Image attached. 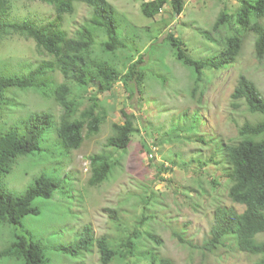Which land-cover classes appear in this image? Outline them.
Listing matches in <instances>:
<instances>
[{
	"label": "rangeland",
	"instance_id": "1",
	"mask_svg": "<svg viewBox=\"0 0 264 264\" xmlns=\"http://www.w3.org/2000/svg\"><path fill=\"white\" fill-rule=\"evenodd\" d=\"M147 1L150 0L109 1L116 9L118 33L125 45V49L118 50L120 67L125 63V53H132L129 61L140 56L138 67L144 79L138 82L129 78L130 90L118 81L110 94H97L99 113L105 119L98 133L85 137L78 149L63 155L55 133L57 125L53 124L39 139L40 151L17 158L3 179L8 190L16 195L24 193L42 174L57 180L67 174L69 179L62 181L50 198L33 200L38 214L23 217L20 225H0V249L11 243L14 233L49 244L73 243L88 223L95 237L119 236L107 211L110 208L116 210L117 221L123 228L120 236L134 225L141 234L152 233L153 240L142 242L172 264H253L257 260V256L241 252L230 241L207 252L180 244L173 233L181 232L184 238L201 245L208 237L216 206L243 209L230 200L228 182L220 179L227 163L219 152V144L235 141L237 129L244 121L264 118L247 111L242 102L234 108L230 98L240 74L252 79L264 95V57H255L254 35L247 33L236 60L219 70H204L201 83L191 94V69L176 59L174 49L164 41L166 34L179 35L195 58L216 55L232 30L222 26L209 39L202 32L210 30L219 11L233 10L237 0H182L180 14L173 13L171 4L166 3L152 18L141 11V3ZM8 4L9 18L29 17L38 23L56 20L69 36L88 21L91 13L87 4L77 1L70 13L61 14L60 20L53 6L42 1L8 0ZM235 22L234 19L231 23L234 29ZM237 32L243 36V30ZM104 39L103 32L96 33L95 43ZM48 60L49 55L37 49L30 38L11 35L0 39V75H22ZM124 70L125 67L120 72ZM51 74L55 83L63 81L59 72ZM91 92L89 89L88 94ZM5 97L7 102L0 111L1 132L31 113L52 112L57 120L61 112L53 99H44L32 89L10 87ZM121 110L132 113L135 121L128 147L116 150L108 148L105 141L112 133L111 124L121 122ZM195 112L198 120L193 119ZM101 152L109 153L116 163L106 180L90 185L89 156ZM163 167L168 169L164 171ZM214 174H219V184L213 188L209 175ZM142 216L149 218L145 221ZM139 221L143 223L137 224ZM256 238L264 240V233ZM50 264L100 263L93 247L78 257L52 252Z\"/></svg>",
	"mask_w": 264,
	"mask_h": 264
},
{
	"label": "trees",
	"instance_id": "2",
	"mask_svg": "<svg viewBox=\"0 0 264 264\" xmlns=\"http://www.w3.org/2000/svg\"><path fill=\"white\" fill-rule=\"evenodd\" d=\"M38 1L52 5L59 20L61 14L73 10V3L76 1L87 4L91 13L88 21L69 36L59 28L56 20L38 23L29 17L9 18L8 0H0V39L11 35L30 38L35 47L50 58L29 68L25 74L0 75V111L7 102L5 91L10 87L32 89L44 99H53L61 107L57 120H54L52 112L39 111L16 120L9 130L0 131V225H20L23 217L38 214L39 210L32 204L33 200L38 197L50 198L60 183L69 179L67 174L58 180L42 174L27 186L24 193L16 195L8 190L3 179L12 170L17 158L40 151L39 139L53 124L57 125L55 133L61 153L67 155L69 151L78 149L85 137L98 133L105 119L99 113L101 104L97 94H110L113 85L118 81L123 82L125 88L130 90L127 85L129 78L140 82L145 77L138 67L140 56L129 61L133 55L130 53L127 56L125 53V63L120 67L118 50L125 49V45L118 33L116 9L110 0ZM166 3L171 4L173 13L180 14L183 10L182 0H150L141 3V11L152 18ZM231 10L219 11L210 30L202 32L209 39L222 26L226 25L229 31L232 30L216 55L195 58L189 54L179 35L166 34L167 39L164 41L174 49L176 59L191 69V94H195L201 83L204 70H219L236 60L247 33L254 35L255 57H264V0H237L236 7ZM234 19L237 24L235 29L231 24ZM237 30H243V36ZM98 32H103L105 39L95 43ZM136 50L137 47L134 51ZM124 67L125 70L121 73L120 70ZM52 72H59L63 81L55 83ZM89 89L92 92L88 94ZM230 98L234 108L242 102L247 111L264 117V95L246 75L238 76ZM121 116V122L111 124L112 133L105 141L108 148L125 150L130 143L134 115L121 110ZM193 117L198 120L197 112ZM220 151L227 163L226 172L220 174V179L223 177L228 182L227 196L230 200L242 205L243 209L237 211L232 207L216 206L208 237L201 245L184 238L181 232L173 235L180 244L207 252L225 246L230 241L241 252L257 256L253 264H264V240L256 238L264 233V118L256 122L244 121L237 129V139L230 143L220 142ZM213 154L210 155L211 158ZM89 160L90 185H98L106 180L116 163L107 152L90 155ZM167 169L163 167L164 171ZM217 175H209L213 188L219 184V174ZM147 201L148 199H143V202ZM107 211L119 236L104 234L95 237L90 223L82 226L73 243L49 244L28 235L14 233L11 243L0 249V261L50 264L52 252L78 257L94 247L100 264H172L168 259L158 257L152 248L146 247L142 242L145 239L153 240L152 233L141 234L134 225L132 230L120 236L123 228L117 221L116 210L107 208ZM147 218L149 216H142L145 221ZM142 223L139 221L137 224Z\"/></svg>",
	"mask_w": 264,
	"mask_h": 264
},
{
	"label": "clouds",
	"instance_id": "3",
	"mask_svg": "<svg viewBox=\"0 0 264 264\" xmlns=\"http://www.w3.org/2000/svg\"><path fill=\"white\" fill-rule=\"evenodd\" d=\"M161 10V8L159 9V11ZM262 234V233H261ZM258 236V235H257Z\"/></svg>",
	"mask_w": 264,
	"mask_h": 264
}]
</instances>
